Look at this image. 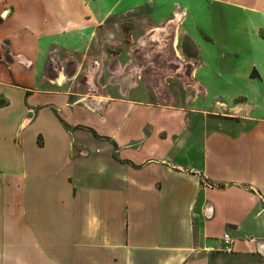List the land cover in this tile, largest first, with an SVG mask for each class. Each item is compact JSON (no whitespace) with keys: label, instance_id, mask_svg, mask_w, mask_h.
I'll list each match as a JSON object with an SVG mask.
<instances>
[{"label":"crops","instance_id":"1","mask_svg":"<svg viewBox=\"0 0 264 264\" xmlns=\"http://www.w3.org/2000/svg\"><path fill=\"white\" fill-rule=\"evenodd\" d=\"M131 22L188 32L201 106L46 74ZM5 48L0 264H264V0H0Z\"/></svg>","mask_w":264,"mask_h":264},{"label":"rangeland","instance_id":"2","mask_svg":"<svg viewBox=\"0 0 264 264\" xmlns=\"http://www.w3.org/2000/svg\"><path fill=\"white\" fill-rule=\"evenodd\" d=\"M134 22L125 27L132 31L130 37L123 38L115 30L114 48L110 47L113 53L105 50L112 40L100 37L96 41L98 47L88 52L67 50L56 54L59 56L55 58L58 70L53 69L48 60L46 74L51 77L59 74L58 78H63L60 89L75 92L83 98L118 97L126 90L134 92L133 97L139 100L175 106L192 99L194 105L201 106L203 87L197 82V72L192 76L194 62L187 52L192 37L178 28V23L163 27L162 32L148 33ZM14 55L8 48L0 52V74ZM199 73L202 75L203 71ZM217 90L216 86L206 87L211 93ZM217 105L206 96V107Z\"/></svg>","mask_w":264,"mask_h":264},{"label":"built area","instance_id":"3","mask_svg":"<svg viewBox=\"0 0 264 264\" xmlns=\"http://www.w3.org/2000/svg\"><path fill=\"white\" fill-rule=\"evenodd\" d=\"M221 238H222V242H223L222 249H224V250H230L232 240L229 237V235L227 233H223Z\"/></svg>","mask_w":264,"mask_h":264}]
</instances>
